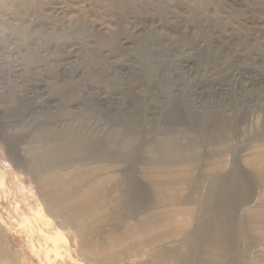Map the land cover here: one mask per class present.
<instances>
[{"label":"rangeland","instance_id":"1","mask_svg":"<svg viewBox=\"0 0 264 264\" xmlns=\"http://www.w3.org/2000/svg\"><path fill=\"white\" fill-rule=\"evenodd\" d=\"M216 127L223 141L197 154L221 166L217 185L234 168L248 176L256 208L264 184L248 161L264 157V0H0V230L12 245L0 264H73L70 254L75 264H98L78 257L80 234L62 223L57 256L40 252L36 232L27 233L33 245L27 243L23 230L36 225L32 210L44 186L38 173L52 170L64 187L75 171L101 166L114 197L119 181L150 189L156 177L144 171L154 166L159 143L186 151L192 138ZM74 136L92 139L89 156L52 154ZM201 185L204 198L210 179ZM147 191L142 205L155 207ZM107 220L87 241L123 224ZM187 224L163 240L170 250L189 245L199 223ZM259 251L236 255L235 262ZM155 255L120 264H159ZM183 259L178 253L167 264Z\"/></svg>","mask_w":264,"mask_h":264},{"label":"bare ground","instance_id":"2","mask_svg":"<svg viewBox=\"0 0 264 264\" xmlns=\"http://www.w3.org/2000/svg\"><path fill=\"white\" fill-rule=\"evenodd\" d=\"M172 118L177 119V115ZM215 129V132L192 138L185 146L186 151L177 144L159 143L154 149L157 158L151 161L154 166L144 171L145 176L156 177L150 189L132 180L127 181V186L124 181H119L114 185L117 193L114 197L110 194L111 190L104 187L106 177L100 173L101 166L89 171H75L64 187L60 186V179L52 170L38 173V176H44V186L39 189V203L43 206L39 204L38 209L32 210V214H36V225L26 227L23 232H36L38 239L44 242L40 245V252L47 259L49 251H53L55 256L59 254L57 243L63 239L59 229L62 223L80 234L78 257H86L88 261L98 264H120L150 251L157 252L155 256L159 264H167L178 253L184 261L175 264H237L236 255L257 247L264 249V202L251 208L248 196L252 191V181L236 168L219 185L214 181L221 166L199 156L197 152L203 145L215 150L223 141L224 133L217 127ZM69 138L65 146L53 150L52 154L68 152L90 155L89 147L93 146L90 137ZM188 150L192 154L187 156L185 152ZM45 157L37 155L38 160L44 161ZM248 163L256 171V179L264 184V157L251 159ZM196 169H199V173L194 177L192 173ZM204 179H210L211 187L208 195L201 198ZM184 188L187 189L186 193H183ZM147 190L156 196L158 205L155 207L144 208L142 205L148 195ZM239 199L242 203H238ZM239 206H245L242 214H236ZM184 216L189 218L178 220V217ZM31 218L25 216L24 220ZM106 219H120L119 223L123 224L112 228V232L101 233L98 240L87 241L86 235H97L101 231V223L109 222ZM187 223H199L188 234L189 245L184 249L174 245L170 250L168 242L163 240L175 237L187 227ZM161 227L166 228L157 233ZM28 234L26 241L32 244ZM4 236L0 230V256L7 258L11 254L9 246L12 245L5 243ZM241 243H245L243 248ZM143 247L150 248V251L143 250ZM201 254L206 256H199ZM70 256L75 264L78 259ZM243 264H264V251L257 252L252 260H246Z\"/></svg>","mask_w":264,"mask_h":264}]
</instances>
